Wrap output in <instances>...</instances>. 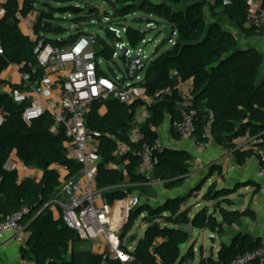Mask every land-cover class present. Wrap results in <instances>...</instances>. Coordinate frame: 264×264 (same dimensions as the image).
Here are the masks:
<instances>
[{
    "label": "trees",
    "instance_id": "16d2710c",
    "mask_svg": "<svg viewBox=\"0 0 264 264\" xmlns=\"http://www.w3.org/2000/svg\"><path fill=\"white\" fill-rule=\"evenodd\" d=\"M103 1L115 15L126 18L137 12H146L160 20V29L169 25L177 33L176 44L168 51L154 56L144 78L143 88L149 103H122L114 96L94 102L87 114V126L100 134L98 147L97 187L103 191L106 204L114 208L118 202L138 197L150 198L153 185L160 183L167 191L182 188L193 169V157L185 150L163 147L156 151L158 163L153 180L137 174L144 144L154 146L160 140V130L169 121L172 134L181 139L174 125L181 120L183 110L196 113L194 136L201 145L211 143L225 152L233 153L240 165L253 158L264 166V82L259 74L264 57L255 49L240 48L233 28L246 37L264 36V29L248 27V0H9L0 14V86L1 75L12 65L33 79L43 75L35 53L40 43L65 48L86 31L81 26L97 18L94 12L85 13L82 6ZM79 7V13L74 8ZM210 21H208V12ZM36 13L35 38L25 34L18 15L26 17ZM74 14L76 35L54 24L60 15ZM84 16H83V15ZM149 24H152L151 22ZM68 38L65 39L64 36ZM52 37H58L54 39ZM145 33L128 29L126 40L137 47ZM116 50L100 42L98 57L112 61ZM192 83L191 98H184L182 84ZM16 88V87H15ZM147 106L149 118L139 127L138 141L131 139L138 107ZM30 104L17 103L10 95L0 92V111L6 122L0 125V223L12 213L28 208L24 218L28 240L22 246L23 260L35 264H102L103 256L79 247L89 242L81 240L60 216L56 217L50 203L57 197L65 181L78 179L82 165L69 159L68 138L65 127L53 130L54 120L46 114L31 123L23 114ZM211 115V139L206 137ZM252 139L248 149H238L235 141ZM127 151L118 156L119 145ZM16 158L25 168L43 172L40 183L34 179H20L17 170H6ZM212 171L223 175V168ZM209 178L202 181L190 195L170 198L163 204L152 206L138 200L131 209L128 222L121 231L122 249L131 255L134 264H185L195 263V245L185 253L190 236L179 230L181 225H192L196 230L209 231L224 237L227 229L243 219L255 220L250 208L233 210L231 197L243 188H220L212 183L203 200L214 203L213 212L203 208L194 217L191 209L183 210L194 194L200 193ZM217 216V217H216ZM146 224L143 238L129 250L127 239L138 220ZM137 241L132 239L131 244ZM262 245L249 234L239 233L231 244H222L217 259L202 258L198 264H234L244 255ZM106 264H121L108 259Z\"/></svg>",
    "mask_w": 264,
    "mask_h": 264
},
{
    "label": "built area",
    "instance_id": "2783aa9c",
    "mask_svg": "<svg viewBox=\"0 0 264 264\" xmlns=\"http://www.w3.org/2000/svg\"><path fill=\"white\" fill-rule=\"evenodd\" d=\"M9 0H0V14L3 15V5ZM20 4L24 0H16ZM225 4H229L228 0ZM250 8L248 27L264 29V2L248 0ZM22 31L35 38L36 13L22 17L18 15ZM153 27L150 24L149 27ZM116 32L117 41L113 46L116 50L113 59H119L122 47L128 50L126 56L125 72L121 77H109L100 68V38L94 34L81 35L74 43L65 48H57L40 43L35 53L39 67L43 69L40 78L33 79L29 74L20 73L21 84L13 88L10 96L19 104L28 102L23 114L27 123L42 118L49 114L54 120L55 132L63 126L68 138V157L82 165V173L78 179L65 181L60 193L50 203L51 208L59 210L66 225L73 229L81 240L98 244L103 256V263L108 259L120 260L121 264H134L135 259L122 249L120 233L122 220L116 208H111L103 202V191L97 187L98 175V147L99 133L92 132L87 126V114L94 102L103 101L114 96L122 103L132 105L136 102L149 103V98L143 88L145 73L153 61L145 46L146 37L137 47H132L126 40L128 29L122 31L115 26H106ZM105 27V28H106ZM122 34L125 42L122 41ZM176 32L168 43L173 41ZM99 47V50H96ZM0 53L3 49L0 44ZM13 68L19 69L17 65ZM149 118L146 104L138 107L134 120V129L131 139L138 141L139 127ZM196 113L183 110L181 120L174 125V130L182 140H190L200 149H205L211 143L201 145L197 142ZM211 115L207 125L206 137L211 139ZM6 122L2 118L0 125ZM252 139L235 141L238 149H248ZM164 147L161 139L154 146L144 144L141 150L137 174L148 181L153 180L155 168L158 163L157 150ZM127 151L125 145L120 144L117 155L121 156ZM257 161L256 159H252ZM258 162V161H257ZM259 164V163H258ZM6 170H16L12 161L7 163ZM258 178L264 182V166L259 168ZM154 185L155 183H150ZM264 193V189L261 190ZM125 213L128 215L136 202L134 198L127 200ZM29 213L28 208H23L12 213L5 221L0 223V238L10 235L14 242L24 246L28 240L27 227L24 218ZM125 218V217H124ZM125 245H127L125 243ZM129 250H132L129 248ZM33 263V262H32ZM35 264V263H33ZM185 264H195L187 262ZM234 264H264V244L255 251L241 257Z\"/></svg>",
    "mask_w": 264,
    "mask_h": 264
},
{
    "label": "crops",
    "instance_id": "0c3cea01",
    "mask_svg": "<svg viewBox=\"0 0 264 264\" xmlns=\"http://www.w3.org/2000/svg\"><path fill=\"white\" fill-rule=\"evenodd\" d=\"M259 1L264 2V0ZM227 28L237 36L241 49H255L264 57V36L255 35L253 37H246L233 28L231 29L228 26ZM20 73V69H15L10 66L1 75V80L3 83L0 86V92L9 95L13 88L18 87L21 84ZM259 80L264 82V62L260 70ZM180 91L184 98L190 99L192 83L182 84L180 86ZM2 118H5L4 113L0 111V121ZM166 124L167 126H165ZM166 124L161 129V141L163 145L168 148L185 150L189 152L194 159L193 169L189 179L182 188L167 191L163 185L160 183H155L152 190L153 195L150 198L144 197L142 202H147L154 206L163 204L170 198L190 195V193L196 187H198L202 181L208 178L209 181L206 185L209 186L212 183H217L220 188H234L236 185L240 184L243 186V188L240 190L238 197L245 200V205L240 209L235 206L233 210L242 211L246 208H250L255 213V220H241L238 225L227 229V236L220 238L216 235V243L220 239L221 249L222 244H231L235 235L244 233L249 234L254 239L260 240L262 244H264V193L261 192V190L264 189V182L258 178V172L260 168L258 162L255 160H250L246 164L240 165L233 153L225 152L221 148L212 144L202 150L190 140L176 139L172 134L170 122L168 121ZM11 161L15 164L16 170L18 171L19 178L21 180L25 178H31L37 183H40L43 177L42 171L33 168H25L16 158L12 159ZM218 166L223 168V175L221 176L218 173H214L212 171L214 167ZM203 191H205L204 188L202 189V192ZM196 194L197 196H195V199L201 195V192ZM133 198L136 202L139 199L137 194L133 196ZM103 202L106 204L105 200H103ZM127 202V200L118 202L114 206V208L117 209L118 214L123 218L125 217V207ZM189 206L190 203H186V205L183 207V210L189 208ZM119 207L124 208L122 211L123 214L119 212ZM202 208H209L211 213L213 212L211 203L203 205L201 202H197V204H195V210H191L190 216L194 217L200 210H202ZM52 210L54 211L56 217L60 216L59 212L53 207ZM197 231L199 230H196V233ZM207 232L209 235H211L209 231ZM230 232H233L232 235H230ZM137 242L138 240L134 242V244L128 245L129 248L133 249L137 245ZM21 249L22 246L14 242L10 235L0 238V264H33L30 261L22 259ZM79 250L89 251L97 255L101 254V249L98 244H86L80 246ZM218 251H220L219 248ZM203 257L204 255L202 254L201 259Z\"/></svg>",
    "mask_w": 264,
    "mask_h": 264
},
{
    "label": "rangeland",
    "instance_id": "374dc122",
    "mask_svg": "<svg viewBox=\"0 0 264 264\" xmlns=\"http://www.w3.org/2000/svg\"><path fill=\"white\" fill-rule=\"evenodd\" d=\"M83 9H85V13H91V10L96 9L94 12L97 14V18L94 19H89V22L83 23L81 26L82 28L85 29L86 33L94 34L97 37L100 38L101 42L105 43L106 45L113 47L115 46L116 43H121L120 41H117L105 34V27L106 26H115L119 28L121 31L125 29H135L139 30L142 33H145L146 35V46L144 47L146 52L150 56H157L160 55L168 50H170L173 47V44L168 43V41L165 40L164 36L161 33V25L158 24L160 22L159 19H157L154 16L149 15L146 12H137L135 14H132L130 16H127L126 18H120L117 17L112 9V7L103 2V1H94L90 2L88 6L84 4L82 6ZM208 12V11H207ZM89 13V14H90ZM83 15V14H82ZM85 15V14H84ZM83 15V16H84ZM74 14L72 15H60L59 21H57L54 25L62 27L63 29H66L69 31V35H76L78 31L77 25L72 21L74 18ZM210 15L208 12V21H210ZM143 21V22H140ZM153 24V27H149V23ZM54 39H57L58 37H52ZM65 39L68 38L67 35L64 36ZM177 40V33L173 38V41ZM122 41L125 42V37L122 34ZM99 50V47L96 49ZM100 68L103 73H105L109 77H115V74L118 77H121L124 72H125V65L119 60V59H113L112 61H107L103 58L100 59ZM167 126V124L165 125ZM160 130V139H161V132ZM163 136V134H162ZM162 140V139H161ZM205 191L202 192L201 190V195L195 199V196L197 194L193 195V199L189 200L187 203H190L189 208L191 210H195V204L197 202H201L203 205L207 204L208 202H205L203 200V196L205 193L208 191L209 185H205L203 187ZM138 195V193H136ZM144 197H140L139 199L142 202V199ZM158 198V196H157ZM238 198V194L233 195L231 197L232 200H235ZM212 209L213 206L215 205L214 203H211ZM203 209V208H202ZM119 212L123 214L124 208L119 207ZM126 211V210H125ZM199 211V210H198ZM197 211V212H198ZM130 214V213H129ZM129 214L126 215L125 213V218L122 220V227L121 231L124 228L125 224L128 222L129 219ZM146 229V224L142 219L138 220L133 231L131 232L130 236L131 239L135 238V235L138 236V238H135L136 240H140L143 238L144 233ZM233 232H230V235H232ZM121 235V233H120ZM227 236V232L226 235ZM224 236V237H225ZM210 235L208 234L207 231H197L195 232L194 237L190 240L189 244L187 245V248L184 250L186 253L190 247L195 245V264H198L199 261L201 260L202 254L204 255L205 258L209 259L213 257L214 259H217L218 257V248L220 250V239L215 243V245L212 244L210 241ZM221 238V237H220ZM121 240V239H120ZM136 242V241H135ZM89 245L92 243H88ZM134 244V243H133ZM132 245V244H130Z\"/></svg>",
    "mask_w": 264,
    "mask_h": 264
},
{
    "label": "water",
    "instance_id": "95a60500",
    "mask_svg": "<svg viewBox=\"0 0 264 264\" xmlns=\"http://www.w3.org/2000/svg\"><path fill=\"white\" fill-rule=\"evenodd\" d=\"M80 10H81V9H80L79 7H75V8H74L75 13H79ZM140 22H143V21H140ZM174 32H175L174 28H173L172 26H169V25H167V26H165V27H163V28L161 29V33H162V35L164 36V38H165L166 41H170V40H171V38H172ZM105 34H106L107 36H109V37L115 39V40H118V39H119V38L117 37L116 32L113 31L112 29H110L109 27H106V28H105ZM127 53H128V50H127L125 47H122V49H121V54H120V56H119V60H120L123 64L126 63V56H127ZM132 105H133V104H132ZM233 203H234V205H235L238 209H240V208L244 207V205H245V200L242 199V198H239V197H238L237 199H235V200L233 201ZM216 217H217V216H216ZM179 230H181V231L187 233V234L190 236V239H192V238L194 237V234H195V232H196V229H195L192 225H181V226H179ZM135 238H138V236L135 235ZM209 239H210V241L212 242V244L215 245L216 240H217L216 235L211 234ZM131 241H132V239H131V237H129V238L127 239V245H130V244H131ZM186 248H187V245H183V246H182V250H185Z\"/></svg>",
    "mask_w": 264,
    "mask_h": 264
}]
</instances>
